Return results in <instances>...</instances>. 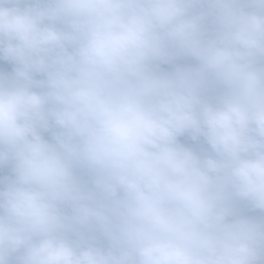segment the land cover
<instances>
[{
	"label": "clouds",
	"instance_id": "9594fccd",
	"mask_svg": "<svg viewBox=\"0 0 264 264\" xmlns=\"http://www.w3.org/2000/svg\"><path fill=\"white\" fill-rule=\"evenodd\" d=\"M0 61V264H264V0H0Z\"/></svg>",
	"mask_w": 264,
	"mask_h": 264
},
{
	"label": "trees",
	"instance_id": "16d2710c",
	"mask_svg": "<svg viewBox=\"0 0 264 264\" xmlns=\"http://www.w3.org/2000/svg\"><path fill=\"white\" fill-rule=\"evenodd\" d=\"M163 67H167V66H163ZM0 69H3L5 71H10L11 70V65L7 64L6 62L0 61ZM181 140L184 141L185 138L181 137ZM8 174H9L8 168L0 169V175L6 176ZM245 211L249 215H259L258 212H250L247 209H245Z\"/></svg>",
	"mask_w": 264,
	"mask_h": 264
}]
</instances>
